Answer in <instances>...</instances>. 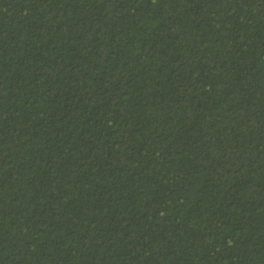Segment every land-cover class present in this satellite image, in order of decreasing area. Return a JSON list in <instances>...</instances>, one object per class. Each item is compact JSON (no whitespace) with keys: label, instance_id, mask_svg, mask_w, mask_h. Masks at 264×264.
I'll list each match as a JSON object with an SVG mask.
<instances>
[{"label":"trees","instance_id":"obj_1","mask_svg":"<svg viewBox=\"0 0 264 264\" xmlns=\"http://www.w3.org/2000/svg\"><path fill=\"white\" fill-rule=\"evenodd\" d=\"M0 264H264V0H0Z\"/></svg>","mask_w":264,"mask_h":264}]
</instances>
